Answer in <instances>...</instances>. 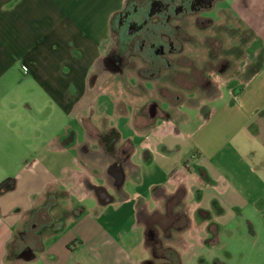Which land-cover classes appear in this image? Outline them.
I'll use <instances>...</instances> for the list:
<instances>
[{
    "label": "crops",
    "instance_id": "0c3cea01",
    "mask_svg": "<svg viewBox=\"0 0 264 264\" xmlns=\"http://www.w3.org/2000/svg\"><path fill=\"white\" fill-rule=\"evenodd\" d=\"M125 3L126 0H0V184L5 183L0 190V264L35 261L38 251L44 252L47 264H144L150 256L142 258L133 251L137 237L125 228L115 234L111 229L113 220L107 225L101 218L108 217L111 210L130 211L128 217L137 219L135 226L140 233L143 230L140 239L150 254L148 218L170 215L174 221L171 227L178 224L189 190L181 176L169 179L178 186L174 190L162 181L150 183L158 202V212L154 213L146 203L147 193L142 191L145 169L157 165L163 173L173 175L183 165L190 169L199 160L202 161L196 165L215 186V197L209 209L197 208L198 218L203 217L204 210L215 209L223 215L232 208L237 218L251 227L252 236L262 248L263 260L264 102L255 104L253 113L238 128L256 143L196 141L199 132L209 128L221 109H212L192 131V119L184 111L188 107L187 93L178 104L162 105L171 112L168 124L173 131L163 123L161 113L148 119L141 108L149 99L158 97L157 82L146 81L145 91L134 92L103 67L112 46L113 19ZM256 3H261L260 11L251 8ZM236 6L239 18L249 23L247 50L264 28V0H237ZM247 60L243 76L240 71L232 77L238 83L228 89L235 106L242 105L248 92L254 99L264 87V42L255 58ZM117 83L120 90H116ZM221 95L219 92L215 97ZM109 106L112 111L107 109ZM179 114L188 116L176 122ZM35 116L47 119V125L53 122L46 126L52 133L43 148L35 146ZM123 116L130 119L136 135L144 134V140L135 142L132 136L124 137L112 122L114 117ZM75 117L84 128L83 138L68 122ZM184 124L190 127L186 134L181 129ZM89 128L101 137L115 131L118 143L128 142L134 149L130 162L117 163L102 155L98 140L88 138ZM70 134H76L74 141L69 139ZM237 162L246 165L255 181L244 199L242 187L246 183ZM176 196H180L182 206L168 201ZM59 198L64 201L60 203ZM56 205L71 215L73 233L59 235L47 246L44 239L55 235L64 222L59 220L51 234H42L40 223L35 222L44 215L54 221L49 211ZM217 230L231 233L221 222L215 226ZM170 233L165 246L176 251ZM13 241L17 246L9 255ZM27 248L33 251L34 258L24 256Z\"/></svg>",
    "mask_w": 264,
    "mask_h": 264
},
{
    "label": "rangeland",
    "instance_id": "374dc122",
    "mask_svg": "<svg viewBox=\"0 0 264 264\" xmlns=\"http://www.w3.org/2000/svg\"><path fill=\"white\" fill-rule=\"evenodd\" d=\"M236 1L237 0H219L217 1L218 3L210 11L205 12L208 15H211L216 22L219 20H226V32H224L221 37L222 39H224L221 51H225L226 55H224L226 56V60L228 62L225 73L219 74L217 71H211V76L215 77V85L213 87V90L211 91V96L209 97L208 94L207 96H205L199 91H195L194 93L184 91L185 93H187L186 106H188V110L184 109V111L188 112L192 119V131L196 130L199 123L206 118V116L212 109H221L214 116V118L211 119L210 124L207 126L209 128H206L203 132H199L200 134H198L197 138H195V140L199 143H207L211 141L216 142L217 140L218 142L226 140L231 141V143L240 142L242 144L251 142L256 143V141L250 139L251 137L248 134H245L246 131L240 132L238 131V128L240 127V125L245 124L249 116L253 113V107L255 106V104H261L262 102H264V87L262 88V91L260 90L261 92H259L254 97V99L251 98L250 93L252 92H248L246 96L243 97L242 102L244 104L242 103L241 106L233 105L232 102L234 101L231 102V99H229L228 89L233 88L235 84L237 85L238 83V80L232 77L238 75L240 71L241 76H243L245 67L247 65L246 63L248 61L247 58L250 60H253L255 58L257 49L262 46L264 42V28L255 35L250 44L247 46V50H245V47L249 42V23L246 19L239 18V8H237L236 6ZM259 4H251V8L256 11H260L261 3ZM188 29H193L196 32L198 30L196 27L191 26ZM203 33L208 34L209 31H205ZM203 33L200 32L198 34L200 38H203ZM111 41H115L113 27L111 29ZM120 88L121 86H119L117 83L116 90H120ZM255 91H257V88H255ZM219 92H221L222 95L216 98L215 96ZM210 97L213 99H208ZM107 109L110 111L112 108L111 106H109ZM39 110L40 112H43V110L38 109V111ZM186 116L188 115L179 114V116H177L176 118L177 120L175 121L177 122L178 119L181 120ZM69 120L70 119H68V122H70L71 126L79 130L80 138H83L85 136L83 131L84 128L82 127V125L80 126L79 119L75 117L71 121ZM46 121L47 119L35 116L32 134L35 137L36 147L37 145H39L40 148H43V143L47 142V140L51 137L50 133H52V131L50 130V133L47 132V127H50L53 122H50L47 125ZM112 122L118 125V127L122 130L124 137L132 136L135 142L144 140V134L136 135L134 129L130 125V119L126 118V116L114 117V120H112ZM163 123L168 127V129L172 128L170 126L171 123ZM181 129L186 134L187 131L190 130V127L189 125L186 126L184 124L182 125ZM171 130L173 131V129ZM209 138H214L215 140H211ZM201 161L202 160H199L196 163H193L192 168L190 169L187 166L183 165L173 175L163 173L157 165L150 169L146 168L144 173L145 184L142 188V191H145V193H147L146 203L148 204L150 210L154 213L158 212L156 211L158 209V202L156 198L153 197L151 186H149L150 183L162 181L168 189L174 190L177 189L178 186L176 183L170 182L169 179L176 180L180 178L179 176H181L184 179L186 189L189 190V193L184 198V215L178 221V224L170 228V234L173 235L172 240L175 243L174 248L178 252L180 263L264 264V259L262 260V248L260 247L257 239L252 236L251 227L246 221L239 220L234 214L232 208L227 209V213L223 215H219V213L215 209L214 211L212 210L210 212L204 210L202 212L203 217L198 218L199 216H197L196 213L197 208L202 207V209H209L212 205L211 200L215 197V186L210 185L204 180L201 172L198 170V165H196L200 164ZM213 162L214 161H211V163ZM236 166L239 170H241V177L246 183V185L242 187L245 192V195L243 197L244 199L247 197V192H249L253 187L255 181L245 164L237 162ZM61 201L64 200H60V203ZM49 212L53 213L52 215L54 217V221L46 223L42 226V234H46L47 232H49L48 234H51L50 231L55 232L54 228L59 220L63 221L64 223L62 228H60L57 233H55V235H49L46 239H44V243L46 241L47 246L54 242L59 235H64L65 233L70 231V234L73 233V224L71 225L72 222L69 221L71 215L66 214V211L62 206H53ZM128 213L130 214V211L125 210L115 212L111 210L109 211L108 217L104 216L100 221L107 224L111 222V220H113L114 227L112 226L111 229L112 232H115V234L119 233L122 228H125L129 231L130 234L136 236L138 241L134 243L133 251L135 253H138L140 257L143 258L144 256L149 255V251L144 248V241L140 239V234L141 236H143V230L140 233L139 229L135 226V224H137V219L134 217H128ZM44 217L48 218V216L46 215H44ZM154 217L155 220L158 219L160 221H163L169 226L174 224L173 217L170 215L157 214V217L156 215H154ZM105 218H108L109 221L105 222ZM219 222L225 223L231 233L226 230L215 231V226ZM167 233H169V231ZM167 242H169L168 239H166L165 243ZM122 244L125 246L124 242H122ZM168 251H170L169 254H176L174 250ZM38 254V259H36L35 261L18 262L16 264H47L48 259L44 255V252L40 251L39 253L38 251Z\"/></svg>",
    "mask_w": 264,
    "mask_h": 264
},
{
    "label": "flooded vegetation",
    "instance_id": "af4514ba",
    "mask_svg": "<svg viewBox=\"0 0 264 264\" xmlns=\"http://www.w3.org/2000/svg\"><path fill=\"white\" fill-rule=\"evenodd\" d=\"M217 1L126 0L122 10L116 13L112 26L115 41H112L103 67L126 89L134 92L145 91L143 83L146 81L157 82L158 97L149 99L141 108L148 119L161 113L164 122H170L172 115L162 107L164 103L178 104L185 97L184 91L193 93L197 89L211 94L215 85L211 71L225 73L228 62L225 51H221L224 42L221 37L226 32V20L216 22L205 13ZM190 26L196 27L197 32L189 30ZM205 31L209 33H203ZM200 32L203 38L199 37ZM75 135L70 134L69 139L74 141ZM101 136L89 128L88 138L98 140L102 155L114 158L117 163L130 162L134 149L128 142L118 143L115 131ZM87 143L82 145L83 148ZM146 154L151 153L146 151ZM168 201L182 206L180 196L169 197ZM50 222L48 216L35 223H40L42 228ZM168 226L153 216L148 218L150 257L144 264H181L178 253L175 251L176 256L169 254L170 249L165 246L171 232V225Z\"/></svg>",
    "mask_w": 264,
    "mask_h": 264
},
{
    "label": "trees",
    "instance_id": "16d2710c",
    "mask_svg": "<svg viewBox=\"0 0 264 264\" xmlns=\"http://www.w3.org/2000/svg\"><path fill=\"white\" fill-rule=\"evenodd\" d=\"M198 170L201 172V175L202 177L204 178V180L207 182V183H210V180L208 178V176L204 173V170L201 169V168H198ZM221 211V210H220ZM16 243L15 241H13L12 243H10L9 245V255H12V252H14L15 250V247H16ZM10 257V256H9Z\"/></svg>",
    "mask_w": 264,
    "mask_h": 264
},
{
    "label": "water",
    "instance_id": "95a60500",
    "mask_svg": "<svg viewBox=\"0 0 264 264\" xmlns=\"http://www.w3.org/2000/svg\"><path fill=\"white\" fill-rule=\"evenodd\" d=\"M4 186H5V183H1L0 184V190H2L4 188ZM7 188H9V187H7ZM24 256H27L26 257L27 259H32V258H34L35 254L33 253V251L30 248H27L25 250Z\"/></svg>",
    "mask_w": 264,
    "mask_h": 264
}]
</instances>
